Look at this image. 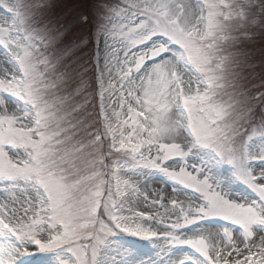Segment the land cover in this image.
<instances>
[{"label":"snow or ice","instance_id":"6c2138e0","mask_svg":"<svg viewBox=\"0 0 264 264\" xmlns=\"http://www.w3.org/2000/svg\"><path fill=\"white\" fill-rule=\"evenodd\" d=\"M48 3L0 0L11 14L0 18V45L21 70L19 78H0V94L28 106L17 115L0 99V182L22 186L30 197L18 206H0V239L7 250L0 264H18L36 252L55 254L58 264H107L117 233L151 244L159 264H264V184L241 168L247 159L243 143L257 133L264 137V118L258 127L252 118L253 102L264 93L248 98L238 87L246 54L235 47L241 34L247 37L246 27L264 29V0H123L108 12L129 20L121 23L120 51L113 47L94 59V81L83 73L74 79L58 69L63 57L48 56L62 35L34 23L36 11ZM109 25L98 27V37L113 35ZM165 39L181 51L166 56ZM22 41L27 43L21 52ZM9 148L24 153L12 158ZM193 148L236 167L257 200L230 202L207 180L164 167ZM129 153L136 173L161 172L199 192L202 202L185 206L173 200L174 218L160 226L148 196L134 201L138 187L121 190V156ZM213 218L229 226L215 235L194 227ZM177 249L182 254L174 257Z\"/></svg>","mask_w":264,"mask_h":264},{"label":"rangeland","instance_id":"374dc122","mask_svg":"<svg viewBox=\"0 0 264 264\" xmlns=\"http://www.w3.org/2000/svg\"><path fill=\"white\" fill-rule=\"evenodd\" d=\"M8 2L15 3L16 0H8ZM49 0V3L36 11L34 16V23L38 26H44L50 29L53 33H62L59 36L55 46L51 51L48 52L49 57H63L58 69L66 71L74 79L75 77L83 73L85 77L91 78L94 81L95 76V65L94 59L104 57L109 54L114 47L116 52L120 51V29L123 27L121 23H129L128 18L115 15L113 18L108 16V12L121 5L123 0ZM185 3L195 5V0H184ZM195 11V9L193 10ZM259 11V9H257ZM86 13V14H83ZM83 15L89 16L90 22L93 25V34L89 36V43L85 37V30L87 24L83 22ZM7 17L11 19V14L6 11L3 7H0V18ZM111 23V25H109ZM88 25H90L88 23ZM109 25L110 30L114 29L112 36L106 33L105 35H97L98 27ZM248 35L245 37L241 34L240 40L236 43L235 47L238 51L246 54L242 57V65L238 69V87L246 93L248 98L259 97L264 93V29L259 26L252 28L246 27ZM23 35V32H21ZM160 37H154V40L160 41ZM82 41H86V45L83 47H77ZM26 41H22L20 44V50L25 48ZM162 43H164L162 41ZM166 44V43H164ZM0 48V78L2 76H16L19 78L21 70L19 69L18 63L12 56L11 51L5 46L1 45ZM148 45L142 46L147 48ZM142 48L134 49V51H141ZM169 48V47H168ZM170 49V48H169ZM68 53L67 55H64ZM172 53H179L173 49L166 53V56H171ZM115 62V59H113ZM72 82H69V88L71 90ZM97 91L94 93L95 100L99 101L98 84L93 83V89ZM2 99L9 110L14 111L17 115H22L28 111V106L23 104L22 101L13 97L9 94H0ZM254 111L252 112L253 127H258L260 120L264 118V97L260 100L254 101ZM126 118V117H124ZM252 139L250 142L243 143L244 138H241L243 143V151L247 157L246 161L241 165L242 169H246L253 176L258 179L257 184H264V159H257L256 157L264 155V137H258ZM127 152V148L124 150ZM141 151H146L142 148ZM19 152V153H17ZM9 156L15 158L17 155L24 153L23 149H8ZM153 154H155V148H153ZM122 169L120 174L121 179V190L124 192H132L134 187H138L139 191L133 195L134 201L143 200L145 196L149 197V211L157 216L160 220V226H163L164 222L170 217L169 213L172 209V201L176 200L177 203H183L185 206L189 202L201 203V198L179 190L177 187H172L164 182L165 178H169L161 172H147V173H136V169L133 167L131 161V153L127 156H121ZM227 165V164H226ZM231 169L230 174L227 173V166L223 167V164L217 162L213 154L207 150L199 148H193L191 153L184 158H174L167 161L164 167L170 171L179 172L181 168L192 173L193 176H197L201 181L207 180V182L213 186L214 189L219 191L224 198L230 202L237 204L249 205L256 201L255 193H248L241 187L242 183L245 184L240 178V171L231 165H228ZM226 168V169H225ZM224 170V171H223ZM234 173L236 180L239 176L241 179L239 185L234 181L231 174ZM260 177V178H259ZM137 180L139 184H137ZM127 181V184L124 183ZM159 183V184H158ZM153 184H156L155 186ZM160 185V186H159ZM246 186H248L246 184ZM249 187V186H248ZM113 191H115V181H113ZM200 196V194H199ZM28 197L22 186L18 188H12L4 182H0V206L8 204L12 206L11 202L20 204L21 201H27ZM152 199H156L157 203L152 205ZM143 205H138L137 210H141ZM210 220V219H208ZM223 220L213 218L210 221H201L199 225L194 226L196 229H215L212 231L215 235L216 231L221 230L227 225H224ZM227 222V221H224ZM124 234V233H122ZM127 235V234H125ZM128 236V235H127ZM132 240L141 241L149 247V251L146 250V254H141L131 250H120L119 247H112L117 250L109 249L105 255L107 264H159V255L151 244L146 241L139 240L138 238L131 237ZM36 252L34 255H36ZM33 260L32 264H58V258L55 254L44 253V255ZM121 254V256L119 255ZM182 254V250L177 249L173 251V256H179ZM7 255V250L3 247V241L0 239V256ZM119 255V256H118ZM34 259L33 255L21 258L18 264L27 260ZM32 261V260H31Z\"/></svg>","mask_w":264,"mask_h":264},{"label":"bare ground","instance_id":"6f19581e","mask_svg":"<svg viewBox=\"0 0 264 264\" xmlns=\"http://www.w3.org/2000/svg\"><path fill=\"white\" fill-rule=\"evenodd\" d=\"M191 5V4H190ZM194 10V9H193ZM159 184V183H158ZM154 186L156 185V184H153ZM160 186V185H159ZM210 230H212V231H214L215 229H210Z\"/></svg>","mask_w":264,"mask_h":264}]
</instances>
